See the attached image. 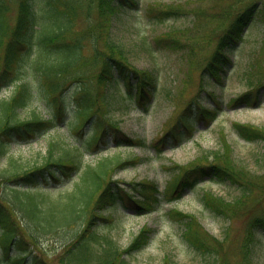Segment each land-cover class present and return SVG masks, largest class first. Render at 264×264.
I'll use <instances>...</instances> for the list:
<instances>
[{"label":"trees","instance_id":"obj_1","mask_svg":"<svg viewBox=\"0 0 264 264\" xmlns=\"http://www.w3.org/2000/svg\"><path fill=\"white\" fill-rule=\"evenodd\" d=\"M136 8V0H0V88L10 83L14 88L10 97L0 99V157L11 141L34 138L54 125L53 117L65 115L64 89L72 83L76 119L69 129L74 127V132L81 134L91 124L85 144H102L110 136L117 145L146 146L141 137L124 133L116 121L105 115L108 88L113 85L123 88V93L135 98L141 108H145L156 88L155 71L131 64L124 46L111 34L114 17L124 13L120 23L127 25ZM226 11L214 13L217 20H229L200 68V85L204 77L222 76L231 63L230 49L247 25L258 17L264 18V0H248L236 12ZM157 12L162 21L175 11L170 8ZM164 39L174 43L171 48L182 44L170 35L157 42L165 43ZM259 81L230 102L257 104L264 92V79ZM38 91L46 98L49 116L21 118L19 108L26 106ZM192 105L198 110L194 111ZM214 114L215 110L202 106L193 97L149 145L156 152H162L168 142L177 145L190 135L193 115L212 118ZM232 125L238 136L248 141L261 140L264 145V128L238 121ZM221 137L220 149L204 150L187 164L169 165L173 178L162 191L150 179L124 183L115 178L116 167L136 163L133 156L114 161L104 158L92 166L82 165L70 155H50V150V156L40 165L0 172V264H129L127 256L147 245L154 227L143 225L128 246L120 247L110 234L98 231L100 220L113 217L105 211L117 206L130 207L137 214L150 211L156 208L160 196L169 201L178 198L184 189L204 178L228 182L240 190L233 200L211 191L202 193L201 201L218 215L233 218L243 214L251 201L245 234L237 250V264H249L255 241L258 237L264 240V171L254 176L239 165L233 148L225 136ZM73 173L76 179L71 187L56 194L41 193L38 183L42 179L49 183ZM167 213L181 224L182 240L193 251L213 255V264H229L226 257L219 258L224 240L209 233L194 214L174 207ZM47 239L60 241L51 253L42 248ZM163 257V264H173L168 254Z\"/></svg>","mask_w":264,"mask_h":264},{"label":"rangeland","instance_id":"obj_2","mask_svg":"<svg viewBox=\"0 0 264 264\" xmlns=\"http://www.w3.org/2000/svg\"><path fill=\"white\" fill-rule=\"evenodd\" d=\"M247 1L136 0L137 8L133 9L134 14L129 15L127 25L120 23L124 13L114 17L111 34L124 46L125 55L131 64L155 71L156 88L145 108H141L132 97L122 95L123 88L112 86L108 88L109 100L105 107L108 118L117 121L122 131L141 137L146 146L116 145L109 137L97 146L85 145L83 141L91 133V124L86 125L81 134L73 132V127L71 130L67 128V124L75 120L74 107L70 101L75 88L72 83L64 89L65 115L53 117L55 125L40 132L37 137L11 141L7 151L0 157V172L20 171L22 168L40 165L51 154L70 155L82 165L92 166L104 158L114 161L117 157L125 159L133 156L136 163L115 169V178L125 183L150 179L157 183L158 189H163L173 178L169 165L187 164L199 157L204 150L220 149L223 135L233 148L236 162L247 167L254 176L262 174L263 142L248 141L238 136L232 122H244L264 128V92L262 91L257 104L251 106L243 103L235 105L230 99L253 85H258L261 82L259 79H264V18L258 17L247 25L238 43L230 49L231 63L222 72V76L218 79L204 77L203 85H200V68L216 46L220 29L229 20H217L213 17L215 11L226 9V12H236ZM170 8L175 12L159 21L157 11ZM95 16L92 18L93 22ZM80 23L83 24L82 21ZM169 35L182 43L181 46L177 47L178 44H175L174 48L169 47L174 46L169 39H164L166 47L164 41L157 42V39L167 38ZM13 90V84L0 88V99L10 97ZM193 97H197L205 107L214 109V117L206 119L193 115L194 128L191 134L186 135L177 145L168 142L163 146V152L156 153L149 144L162 134L167 125L175 121L178 113ZM46 103L44 94L37 93L26 106L19 109L20 117L28 119L33 116H49ZM192 106L194 111L198 110L196 106ZM75 179L74 173L69 178L52 179L49 183L42 179L38 187L41 193L56 194L65 187H71ZM46 187L49 189L45 190ZM204 191L214 192L226 200H233L240 193L236 186L228 182L204 178L191 188L184 189L177 199L168 201L163 195L160 196L158 205L150 211L137 214L134 209L122 206L107 209L106 215L113 217L107 221L100 220L98 231L110 234L118 246L126 247L143 225L154 227L147 245L127 256L129 264H163L165 254L171 257L173 264H213V255L193 251L182 240L181 224L167 213L168 209L175 207L194 214L209 233L224 240L219 258L224 256L229 264H237L238 245L245 234L251 201L243 214L228 218L205 206L201 201ZM44 241L42 248L50 253L60 245L59 240ZM255 242L248 263L264 264V240L258 237Z\"/></svg>","mask_w":264,"mask_h":264}]
</instances>
